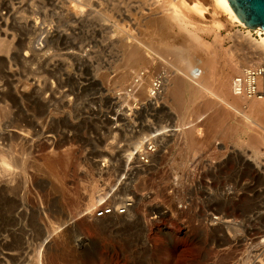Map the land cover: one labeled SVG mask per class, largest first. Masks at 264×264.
<instances>
[{"label":"rangeland","instance_id":"374dc122","mask_svg":"<svg viewBox=\"0 0 264 264\" xmlns=\"http://www.w3.org/2000/svg\"><path fill=\"white\" fill-rule=\"evenodd\" d=\"M194 4L188 0H0L3 22L8 23V27L0 25V31L10 33L5 41L0 35V44L2 39L4 49L10 48L13 37V49H30L34 54L25 64L11 61L8 66L0 60L4 84L0 129L16 125L14 86L25 75L32 76L44 90L54 91L51 120L45 124L54 141L51 153L60 157L67 151L72 156L65 178L57 182L41 166H22L16 142L5 140L15 164L9 182L0 188V264H44L53 256L56 264H264V137L255 154L245 134H233L231 139H213L191 156L173 134L190 126L182 127L195 117L186 114L180 119L170 94L171 88L188 82L213 102L204 108L198 124L222 109L229 128L246 125L264 136V122L250 112L252 99L241 97L235 104L221 98L202 67L206 57L202 45L232 50L237 32L245 30L227 15L212 11V4H204L200 14L192 11ZM171 11L185 20V29L194 32L196 41L167 18ZM71 13H80L89 23L77 25L68 19ZM122 14L128 17L119 20ZM102 20L112 35L127 31L154 53L143 51L142 61L132 69L121 56L103 52L94 35ZM82 50L91 54L78 58ZM69 51L78 54L64 57ZM263 63L256 61L231 74L229 88L243 69ZM8 67L17 75L9 76ZM120 76L128 77L125 86L120 85ZM147 92L150 102L143 99ZM67 102L69 108L63 105ZM165 131L172 137L166 138L152 161L143 165L141 160L149 159L145 154L137 162L135 156L143 148L153 150L154 137ZM202 133L206 135L204 129ZM131 144L137 148L127 150ZM47 152L40 143L34 154L41 158ZM125 152L132 156L120 174L124 162L120 156ZM91 184L97 185L103 199L86 214ZM128 185L131 189L125 192ZM128 198L134 221L112 224L114 210L122 214L121 220L127 216L121 211ZM155 206L162 211L153 213ZM103 212L110 215L101 218ZM75 217L79 219L74 230L67 231L69 241L63 242L64 222ZM85 219L99 223L90 225ZM163 232L171 234V244Z\"/></svg>","mask_w":264,"mask_h":264},{"label":"bare ground","instance_id":"6f19581e","mask_svg":"<svg viewBox=\"0 0 264 264\" xmlns=\"http://www.w3.org/2000/svg\"><path fill=\"white\" fill-rule=\"evenodd\" d=\"M188 1H196L197 4L193 5L192 11L194 13H202L204 4H212L214 7L213 10H217L216 13L219 15H227L233 25L241 26L245 31H238L236 36V44L232 50L224 51L220 48V45L215 44H205L201 47L203 48L206 57L202 60V67L207 75L212 77L208 83L214 87L217 93L221 96V98L228 100L227 98L232 99L233 103H238L241 99L240 96L235 95L229 88V82L231 74L235 73L237 70H241L244 67L249 65H255L256 61H264V31L261 29L250 30L245 27V25L238 20L229 6L227 0H188ZM201 1V2H199ZM121 16L120 19H126L127 14L118 15ZM189 17V15H187ZM185 16L187 19L188 17ZM167 18L173 22H175L178 26L182 28L185 27V20L183 18L178 17V15L171 11L167 14ZM68 19L77 25H87L88 19L83 18L80 13H71L68 16ZM4 25L8 27L7 22H3V15L0 12V25ZM29 25L32 26V23ZM187 29V28H186ZM191 36H193V40H197L198 37L194 34L186 30ZM113 30L109 26L106 21L99 22L96 25V29H94V35L99 48L103 52H112L115 55H119L126 60L129 64V67L132 69L137 67L140 62L141 54L143 51H150L154 53V50L150 47L145 46L137 37H131V35L127 31H123L118 36L112 35ZM252 33H256L258 38H253ZM0 35H3L4 41L8 39L10 33L6 31H0ZM216 38H219V35H216ZM1 39L0 44V60L7 63L10 66L11 61H15L18 63H29L32 61L34 54L30 49H26L24 52H19L13 49L15 45V39L10 38V48L4 49L3 43L4 41ZM238 39H242L238 41ZM243 42V43H242ZM3 46V47H2ZM159 50V49H158ZM78 52L69 51L66 52L64 57L66 56H74L77 55ZM90 51L82 50L78 58L86 57L90 55ZM237 54V55H236ZM236 55V56H235ZM52 68L53 65H50ZM54 69V68H53ZM188 70L190 73H193L192 64L188 65ZM7 73L11 75H17L14 70H11L9 67L7 68ZM119 83L121 86H125L128 83V77L120 76ZM207 82V80H206ZM232 82V80H231ZM4 84L0 82V95L4 91ZM54 91L52 89H43V87L34 79L32 76L25 75L23 79L19 80L17 84L14 86L12 100L15 102L14 108L16 110L17 122L15 126H10V128H5V130L0 129V188L4 187V183L9 182V172L11 171L10 167L15 163L8 152V145L5 140H12L16 142L18 146V156L19 163L22 166L34 168V166H41L42 169L47 170L57 182H61L65 178V171L67 167L70 168V164L68 161L72 158L71 153L67 151L63 152L60 157L53 156L51 153V148L54 144L53 139L50 135H48L49 131L45 124H47V120L50 118V111L52 109L51 104V94ZM151 93L147 92L144 95L143 99L146 102H150ZM171 98L173 102V107L178 112V116L180 119H183L186 114L194 115V119L182 125L186 126L187 124L190 126H186L181 128L180 130H173V134L176 133V137L179 136V139L182 140L184 144V152L188 155L193 156L196 154L195 152L205 150L203 148H207L211 145L213 139L221 138V139H231L232 137L238 136V134H245L247 137V146L251 148V151L255 154L256 148L258 147L260 141L262 142L263 135L255 134L251 132V129L243 125L242 127H232L229 128L226 124V118L228 115L222 109H215L209 116L201 121L200 124L198 122L204 115L202 111L204 108L211 107L213 103L209 100L198 88L194 87L191 83H184L180 86L171 88ZM1 100V96H0ZM263 101L261 100H252L250 106V112L255 115L259 120L264 122V109L261 105ZM71 102L64 103V106L69 108ZM38 114V115H37ZM51 120V118H50ZM181 126V125H180ZM202 129H204L206 135H203ZM159 130H154L157 132ZM178 131V132H175ZM165 133V134H164ZM171 133V132H169ZM162 136H158V135ZM167 132H161L155 136L153 139L154 147L149 150H145L144 148L139 152L138 155L135 156V160L139 162V156L145 155L148 160L141 163L144 165L149 160L152 159L158 154L159 148L161 149L162 143L169 138L167 136ZM234 134V135H233ZM261 136V137H260ZM172 137V136H171ZM169 138V140L171 139ZM262 138V139H261ZM140 141H143V137H139ZM40 143H44L48 152L41 158H36L34 152L37 150V147ZM132 145V144H131ZM148 145V144H147ZM137 147L135 145L130 146L127 150H135ZM107 152V151H106ZM114 152V151H113ZM112 153V152H111ZM113 154V153H112ZM253 155V154H252ZM132 152H125L120 157L124 160L123 165L120 170L123 172L125 168V163L131 158ZM251 158L248 156L246 159ZM156 161V160H155ZM70 165V166H69ZM136 172L140 171V167L137 166L135 168ZM64 171V172H63ZM103 169L99 170V175L103 172ZM118 174V176L120 175ZM118 179V177H116ZM115 179V181H117ZM126 185V184H124ZM131 186L128 185L125 188V192L129 191ZM103 196L98 194L97 185L91 184L90 192H88L87 196V204L83 211H87L86 214H90L94 208L100 205ZM131 202V200L125 199L122 201V207L125 209L124 214L127 216L124 220H121L119 216L122 214L119 213V210H114L110 214H113L112 224L120 221L124 222H133L134 220L131 218V212L133 211L132 204H127V202ZM151 211L153 213H159L162 211L158 206L152 207ZM108 212V211H107ZM107 212H103L100 216L101 218L106 217L110 214H105ZM90 218V217H88ZM79 219L69 218L64 222V226L67 228L64 229L60 238L63 242L68 239L67 231H73L75 228V222ZM220 220V219H219ZM84 222L90 225H97L99 223L98 219L84 220ZM162 235L168 239L171 244V234L169 232H163ZM84 244V241L81 242V245ZM140 255L143 253L138 252ZM44 264H56V258L53 256L49 261L47 258L43 260ZM38 264L39 263L38 261ZM153 264H159L155 261Z\"/></svg>","mask_w":264,"mask_h":264},{"label":"built area","instance_id":"2783aa9c","mask_svg":"<svg viewBox=\"0 0 264 264\" xmlns=\"http://www.w3.org/2000/svg\"><path fill=\"white\" fill-rule=\"evenodd\" d=\"M231 87L235 95L264 102V63L243 69L233 77Z\"/></svg>","mask_w":264,"mask_h":264},{"label":"water","instance_id":"95a60500","mask_svg":"<svg viewBox=\"0 0 264 264\" xmlns=\"http://www.w3.org/2000/svg\"><path fill=\"white\" fill-rule=\"evenodd\" d=\"M235 16L250 30L264 31V0H227Z\"/></svg>","mask_w":264,"mask_h":264}]
</instances>
